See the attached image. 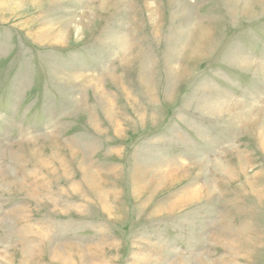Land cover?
<instances>
[{
	"label": "rangeland",
	"instance_id": "obj_1",
	"mask_svg": "<svg viewBox=\"0 0 264 264\" xmlns=\"http://www.w3.org/2000/svg\"><path fill=\"white\" fill-rule=\"evenodd\" d=\"M0 264H264V0H0Z\"/></svg>",
	"mask_w": 264,
	"mask_h": 264
}]
</instances>
